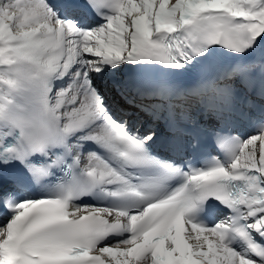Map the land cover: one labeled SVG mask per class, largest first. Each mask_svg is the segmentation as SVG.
Segmentation results:
<instances>
[{"label":"snow or ice","instance_id":"6c2138e0","mask_svg":"<svg viewBox=\"0 0 264 264\" xmlns=\"http://www.w3.org/2000/svg\"><path fill=\"white\" fill-rule=\"evenodd\" d=\"M0 264H264V0H0Z\"/></svg>","mask_w":264,"mask_h":264}]
</instances>
